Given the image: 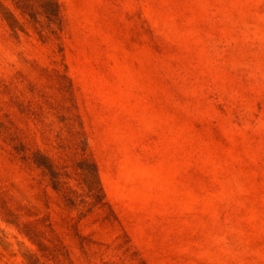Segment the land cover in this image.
Listing matches in <instances>:
<instances>
[{
  "label": "rangeland",
  "instance_id": "obj_1",
  "mask_svg": "<svg viewBox=\"0 0 264 264\" xmlns=\"http://www.w3.org/2000/svg\"><path fill=\"white\" fill-rule=\"evenodd\" d=\"M0 264H264V0H0Z\"/></svg>",
  "mask_w": 264,
  "mask_h": 264
},
{
  "label": "trees",
  "instance_id": "obj_2",
  "mask_svg": "<svg viewBox=\"0 0 264 264\" xmlns=\"http://www.w3.org/2000/svg\"><path fill=\"white\" fill-rule=\"evenodd\" d=\"M21 1V0H20ZM57 7V4L55 2H46L43 5V8L45 9V12L49 18H52V16L57 15L55 13V9Z\"/></svg>",
  "mask_w": 264,
  "mask_h": 264
}]
</instances>
